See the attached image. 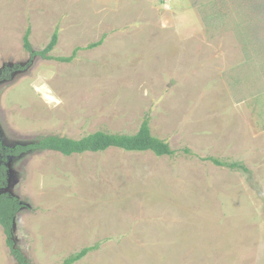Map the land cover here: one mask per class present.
Listing matches in <instances>:
<instances>
[{
  "label": "rangeland",
  "instance_id": "374dc122",
  "mask_svg": "<svg viewBox=\"0 0 264 264\" xmlns=\"http://www.w3.org/2000/svg\"><path fill=\"white\" fill-rule=\"evenodd\" d=\"M73 61L32 57L24 35ZM0 139L152 133L173 156L109 148L9 157L31 264H264V0H0ZM186 148L189 151H186ZM239 162L218 166L206 158ZM0 264H18L0 224Z\"/></svg>",
  "mask_w": 264,
  "mask_h": 264
},
{
  "label": "trees",
  "instance_id": "16d2710c",
  "mask_svg": "<svg viewBox=\"0 0 264 264\" xmlns=\"http://www.w3.org/2000/svg\"><path fill=\"white\" fill-rule=\"evenodd\" d=\"M31 30L28 28L24 35V47L30 52L32 57L41 56L46 59H57L61 62L73 61L76 53L80 49H93L99 47L103 43V39L92 42L84 47H77L71 56L54 58L49 53L55 48L59 38L58 29L55 30L48 45L42 50H36L30 40ZM11 71L7 76L0 75V80L9 79ZM109 148H119L131 152H146L151 151L157 156H173L177 150L173 149L170 143L152 133L150 127V117L146 116L139 128L134 134L128 133H113L105 130H98L89 133L79 139L69 136L47 135L37 139L35 142L16 145L14 147L5 146L0 139V224L4 228L6 234V244L10 249L18 264H31L26 254L16 244L14 239L15 218L23 207L21 199L13 195L7 190L9 185V166L7 160L9 157L20 156L24 153L35 151H55L63 155L97 153L108 150ZM186 151H189L186 148ZM207 160L212 161L218 166H229L233 169L247 168L239 162L228 163L225 160L209 156ZM97 246H87L81 250L69 255L60 264H75L82 260L92 251L96 250Z\"/></svg>",
  "mask_w": 264,
  "mask_h": 264
}]
</instances>
